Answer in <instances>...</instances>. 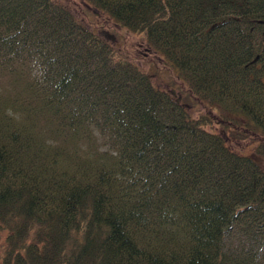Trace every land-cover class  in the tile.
Returning <instances> with one entry per match:
<instances>
[{"label":"trees","instance_id":"obj_1","mask_svg":"<svg viewBox=\"0 0 264 264\" xmlns=\"http://www.w3.org/2000/svg\"><path fill=\"white\" fill-rule=\"evenodd\" d=\"M81 1L263 142L204 129L72 0H0V264H264V0Z\"/></svg>","mask_w":264,"mask_h":264},{"label":"rangeland","instance_id":"obj_2","mask_svg":"<svg viewBox=\"0 0 264 264\" xmlns=\"http://www.w3.org/2000/svg\"><path fill=\"white\" fill-rule=\"evenodd\" d=\"M72 1L77 3L76 12L79 16H83L86 22H93V24L91 23L93 27L102 26L99 29L101 34L109 35L107 38H119L118 43H120L121 47L125 49L123 51L131 55L129 58L133 59L134 57V60L136 59L139 68L148 76L152 77L155 85L171 92L173 98L181 100L182 103L188 104L189 102L190 104L187 107V110L190 112V115L195 117L204 115V117H201L205 119V123L203 125L204 129L219 133L229 146L236 148L244 154L253 155L254 151H256L257 145L260 142H263V140L260 138L259 133L255 132L251 127L244 123L245 118H238V116L234 113L224 111L222 109L220 110L219 108L215 110L214 105L206 101L195 100L194 98L196 96L191 95L190 93H186V96H188L187 100L186 98L181 99L179 89L182 84L181 81H179L180 79L174 76L175 73L173 75L168 69L161 68L160 61L158 63L150 62L156 57L153 52L147 51L143 48V44H145L143 34L125 31L123 28H120L110 22L105 23V15H99V13L85 7L81 0ZM98 21H100V24L95 23ZM118 52H116V55ZM35 71L36 70L34 69L33 72ZM7 82L8 78L6 76H0V84H7ZM215 115L216 121H212L211 119ZM258 158L262 168L264 169V153H261ZM5 237L6 230L4 228H0V255L7 247Z\"/></svg>","mask_w":264,"mask_h":264}]
</instances>
